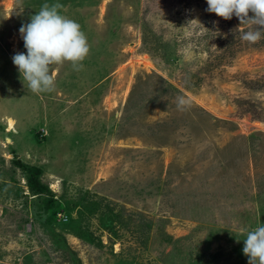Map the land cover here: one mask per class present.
Returning <instances> with one entry per match:
<instances>
[{"label":"rangeland","instance_id":"374dc122","mask_svg":"<svg viewBox=\"0 0 264 264\" xmlns=\"http://www.w3.org/2000/svg\"><path fill=\"white\" fill-rule=\"evenodd\" d=\"M45 3L89 53L33 93L12 57ZM207 7L0 0V264H249L243 240L264 224V31L244 41L251 22ZM35 167L45 195L27 186Z\"/></svg>","mask_w":264,"mask_h":264},{"label":"clouds","instance_id":"9594fccd","mask_svg":"<svg viewBox=\"0 0 264 264\" xmlns=\"http://www.w3.org/2000/svg\"><path fill=\"white\" fill-rule=\"evenodd\" d=\"M206 11L225 20L235 15L241 24L251 22L255 27L245 31L241 38L254 43L264 31V0H206ZM59 3H45L31 16L30 22L23 24L22 35L26 52H18L12 57L23 81L33 93L52 91L55 77L51 65L71 64L74 69L82 67V61L89 53L87 38L78 22L62 15ZM249 13L252 15L249 16ZM189 101L177 97V106L182 108ZM243 253L249 264H264V224L246 233Z\"/></svg>","mask_w":264,"mask_h":264},{"label":"trees","instance_id":"16d2710c","mask_svg":"<svg viewBox=\"0 0 264 264\" xmlns=\"http://www.w3.org/2000/svg\"><path fill=\"white\" fill-rule=\"evenodd\" d=\"M17 164L20 166L22 165L21 163L17 162ZM28 172L30 173V176L27 178V186L29 190L36 194V195H45L46 192H48L47 187L42 184L39 179H38V174H40V169L39 168H29ZM35 173V174H34ZM32 174V175H31Z\"/></svg>","mask_w":264,"mask_h":264},{"label":"bare ground","instance_id":"6f19581e","mask_svg":"<svg viewBox=\"0 0 264 264\" xmlns=\"http://www.w3.org/2000/svg\"><path fill=\"white\" fill-rule=\"evenodd\" d=\"M6 121H7V127H8L7 131L8 132L9 131H13L14 130V126H13L14 121L12 119H10V118H7Z\"/></svg>","mask_w":264,"mask_h":264}]
</instances>
